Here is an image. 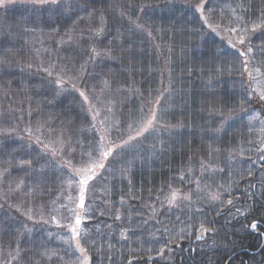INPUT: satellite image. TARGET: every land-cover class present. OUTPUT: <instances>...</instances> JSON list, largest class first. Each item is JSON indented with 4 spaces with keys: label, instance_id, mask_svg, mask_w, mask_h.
<instances>
[{
    "label": "snow or ice",
    "instance_id": "obj_1",
    "mask_svg": "<svg viewBox=\"0 0 264 264\" xmlns=\"http://www.w3.org/2000/svg\"><path fill=\"white\" fill-rule=\"evenodd\" d=\"M261 225L264 0H0V264H264Z\"/></svg>",
    "mask_w": 264,
    "mask_h": 264
},
{
    "label": "trees",
    "instance_id": "obj_2",
    "mask_svg": "<svg viewBox=\"0 0 264 264\" xmlns=\"http://www.w3.org/2000/svg\"><path fill=\"white\" fill-rule=\"evenodd\" d=\"M176 7L179 8L180 5H176ZM24 12H25V6L21 5V4H17L15 6H13V8L9 11L8 15L10 18L19 19L24 14ZM150 16L156 24L164 26V27H167L173 20L181 19V17L179 16V13H176L175 15H173V14L169 13L168 10L163 5L160 8L150 10ZM216 39L219 42V39L218 38H216ZM164 43H166V40L164 41ZM145 47L147 48L148 45L145 44ZM225 47H227L226 43H225ZM192 51H195L196 55H199V53H200V49L190 50V54ZM150 59L154 60V57H151V58L147 57V56L145 57L146 62L149 61ZM137 78L138 79L140 78L139 74H138ZM230 87H231V79L228 77H225L224 78V84L222 85V89L227 90ZM69 99H64L63 104L67 105L69 103ZM150 167L155 170L156 179L158 180L160 178V174H161L160 170L162 168L166 169L167 165H166V163H163L160 159L154 158L153 161L150 162ZM148 172H149V165L140 166L138 164L137 169H136L137 182H139L144 176H147ZM260 229L264 230V225H261ZM244 235L246 236V238L243 240L244 248L248 249L250 251L255 250V246L258 243V240L256 238V234L253 233L251 235H248V234H244ZM237 251L239 253V256L237 259V264H239L240 260H244L245 262H247L249 252L248 251H242L240 249H238Z\"/></svg>",
    "mask_w": 264,
    "mask_h": 264
}]
</instances>
